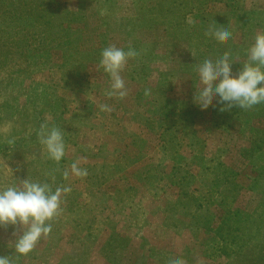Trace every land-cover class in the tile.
<instances>
[{
  "label": "rangeland",
  "instance_id": "obj_1",
  "mask_svg": "<svg viewBox=\"0 0 264 264\" xmlns=\"http://www.w3.org/2000/svg\"><path fill=\"white\" fill-rule=\"evenodd\" d=\"M227 24L217 39L209 26ZM264 32V0H0V187H67L52 231L14 264H264V103L194 102L204 59L235 74ZM109 46L137 56L109 98ZM107 104L110 112L101 111ZM223 109V110H222ZM63 133L56 163L37 138ZM87 176L71 174L73 162ZM68 173L65 176V173Z\"/></svg>",
  "mask_w": 264,
  "mask_h": 264
},
{
  "label": "clouds",
  "instance_id": "obj_2",
  "mask_svg": "<svg viewBox=\"0 0 264 264\" xmlns=\"http://www.w3.org/2000/svg\"><path fill=\"white\" fill-rule=\"evenodd\" d=\"M208 34L224 40L232 37L227 24L220 27L210 25ZM137 55L131 48L125 51L115 46L101 51L98 69L109 78L106 92L109 98L122 99L127 95L121 73L128 60ZM234 63L229 52L200 62L194 69L200 82L193 97L194 102L206 107L215 96L218 97L217 103L227 108L236 106L241 109L264 103V32L254 36L247 48V60L235 74L232 69ZM99 108L101 111H111L107 104H101ZM37 138L48 159L59 163L64 158L66 145L60 129L41 125ZM70 171L76 177L88 174L79 161L71 164ZM70 190L67 187L53 189L50 183L29 179L22 180L19 186L10 183L0 187V227L12 226L15 229L19 226V234L13 232V247L17 256L30 253L42 237L51 233L49 221L59 214L62 197ZM0 264H14V261L10 256L0 255ZM168 264H184V261L179 256H172Z\"/></svg>",
  "mask_w": 264,
  "mask_h": 264
}]
</instances>
